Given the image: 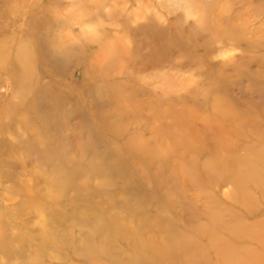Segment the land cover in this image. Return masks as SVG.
I'll return each instance as SVG.
<instances>
[{
    "label": "rangeland",
    "instance_id": "rangeland-1",
    "mask_svg": "<svg viewBox=\"0 0 264 264\" xmlns=\"http://www.w3.org/2000/svg\"><path fill=\"white\" fill-rule=\"evenodd\" d=\"M54 200L73 263L264 264V0H0V208Z\"/></svg>",
    "mask_w": 264,
    "mask_h": 264
},
{
    "label": "bare ground",
    "instance_id": "bare-ground-1",
    "mask_svg": "<svg viewBox=\"0 0 264 264\" xmlns=\"http://www.w3.org/2000/svg\"><path fill=\"white\" fill-rule=\"evenodd\" d=\"M19 191L25 192L26 190L21 188ZM44 191L38 188L32 190L33 195H31V199H41L43 195H48V192L45 191L46 193H44ZM55 202H58V200L47 204L49 210L48 218L42 224V231L39 233L38 231L34 232L33 235H23L20 232L25 224L27 225V222H17L13 214L14 210L0 208V264H13L14 260L21 261V264H77L73 263L71 254L72 256H80L85 244L91 237L88 232H84L79 228V222L86 223L84 225L87 226L90 219L87 216L80 215L75 208V212L63 215L67 217L68 223H71V226L67 227L65 226V221L59 218L60 211L57 208L58 206L54 208L56 205ZM21 208L17 210L23 212L25 209L22 210ZM74 224L79 229L78 236L74 233L75 230L73 229L76 228L75 226L73 228ZM71 228H73L72 234L69 233ZM104 240H106V237ZM36 243H39L41 246L39 251L32 249ZM31 254L34 257H40L42 259L40 261L35 260V262L31 263V261H27L28 256H31ZM1 258L5 259V262H2ZM108 258L112 257L109 256ZM46 259H51V262H45ZM110 262L113 264H122L118 257H113Z\"/></svg>",
    "mask_w": 264,
    "mask_h": 264
}]
</instances>
